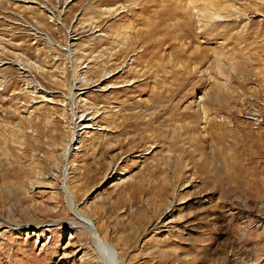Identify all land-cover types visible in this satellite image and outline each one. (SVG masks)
<instances>
[{
  "label": "rangeland",
  "instance_id": "1",
  "mask_svg": "<svg viewBox=\"0 0 264 264\" xmlns=\"http://www.w3.org/2000/svg\"><path fill=\"white\" fill-rule=\"evenodd\" d=\"M81 216L264 264V0H0V264H100Z\"/></svg>",
  "mask_w": 264,
  "mask_h": 264
},
{
  "label": "bare ground",
  "instance_id": "2",
  "mask_svg": "<svg viewBox=\"0 0 264 264\" xmlns=\"http://www.w3.org/2000/svg\"><path fill=\"white\" fill-rule=\"evenodd\" d=\"M83 117V116H82ZM84 121V120H83ZM85 128H87L85 126ZM74 138L69 142L67 146V150H69L70 145L73 143L72 141ZM68 153V152H67ZM77 225L81 227H85L91 234L92 241L96 247L97 257L100 260V264H120L114 247L108 243L103 236L98 232L96 225L92 222L91 219L87 217H82L78 219Z\"/></svg>",
  "mask_w": 264,
  "mask_h": 264
}]
</instances>
